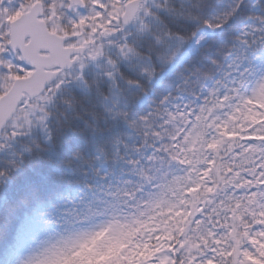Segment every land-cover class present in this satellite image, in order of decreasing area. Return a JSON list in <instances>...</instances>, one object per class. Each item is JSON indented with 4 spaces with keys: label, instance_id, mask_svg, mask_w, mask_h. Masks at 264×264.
Wrapping results in <instances>:
<instances>
[{
    "label": "snow or ice",
    "instance_id": "1",
    "mask_svg": "<svg viewBox=\"0 0 264 264\" xmlns=\"http://www.w3.org/2000/svg\"><path fill=\"white\" fill-rule=\"evenodd\" d=\"M242 4L243 0H236L226 12L201 18L191 12H176L167 3L156 5L154 0H0V111L6 114L0 121V152L30 134L32 119L20 122L18 117L21 113L31 115L40 99L48 101L49 107H41L35 119L51 140L48 128L55 98L73 82L89 88L86 71L95 64L105 68L98 76L110 81L115 90L112 97L105 95L106 100H112L105 111L140 137L134 145L115 137V162L123 160L141 180L125 179L123 185L134 186L121 189L116 185L117 191L109 195L119 194L127 198L121 204L139 209L141 202L151 207L161 189L180 186L171 196L175 204L157 207L142 223L146 235L137 237L140 243L134 247L120 244L121 260L115 262L108 248L96 264H264V70L251 85L243 78L229 85L214 77L208 85L206 74L198 95L195 90L175 96L168 91L136 115L126 103L122 106L121 98V80L128 89H136L134 95L140 98L148 93L146 85L157 78V70L141 64L143 54L136 43L129 42L135 34L133 25L143 32L149 29V18L163 24L161 13L169 12L214 32L224 27ZM256 19L261 25L253 26V34L264 33V15ZM190 35L197 46L208 38L203 32ZM104 39L117 49L115 55L105 52ZM155 39L159 44L169 42L168 54L161 56L165 64L174 63L177 49L188 43V37L170 26L156 33ZM260 42L264 48V36ZM122 65L130 70L139 66V75H129ZM41 78L43 86L33 94L30 86ZM129 148L139 155H122ZM19 157L7 160L8 167L0 169V184L6 185L13 171L20 170L23 153ZM95 171L103 180L112 175L102 168ZM79 200L83 202L84 196ZM53 209L72 225L74 236L84 237L70 252H53L54 264H80L82 252L110 236L118 224L116 212L125 210L117 208L110 215L106 208L85 214L70 191L59 195ZM109 215L89 228L98 217ZM168 226H174L171 232ZM189 232L198 233L199 238L187 249ZM16 264L34 262L29 254Z\"/></svg>",
    "mask_w": 264,
    "mask_h": 264
},
{
    "label": "trees",
    "instance_id": "2",
    "mask_svg": "<svg viewBox=\"0 0 264 264\" xmlns=\"http://www.w3.org/2000/svg\"><path fill=\"white\" fill-rule=\"evenodd\" d=\"M162 2L173 6L176 12H191L205 18L226 12L236 0H154L156 5ZM161 15L163 24L149 18V29L139 32L136 30L138 25H135L132 28L135 34L129 37V42L136 43L144 56L140 63L149 64L157 70L155 83H148L147 95L140 98L134 95L136 89H128L124 81H120L124 89L121 93L122 106L126 103L133 115L146 111L149 104H155L168 91L175 96L195 90L198 95L199 89L205 83L206 74L210 77L207 79L208 85L213 83V77L229 85L231 81L239 83L243 78L251 85L264 70V48H261L260 42L264 33L253 34V26L261 25L256 16L264 15V0H243L236 15L224 27L215 30L198 53L169 74L167 71L171 65L165 64L161 59L162 54H168L169 42L157 43L155 34L162 33V30L169 26L173 30H179L188 37V43L183 48L185 49L193 40L190 34L193 31L199 33L205 27L197 21L182 19L175 13L162 12ZM245 25L248 26L247 29L244 28ZM245 32L249 34L245 35ZM120 39L122 37L117 38ZM171 43L174 45L176 42ZM104 49L112 55L117 52V49L110 45ZM182 50L177 49V56L182 54ZM122 67L129 75H139V66L131 70L127 65ZM244 69L251 71L245 72ZM104 70L103 66L91 65L86 71L89 88L73 82L55 98L50 109L53 115L48 128L51 140L35 119L40 114V108H48L49 105L38 103L31 115L18 117L20 122L32 119L33 124L28 136L18 139L10 148L0 152V166H4L3 168L8 167L7 160L19 159V153H23L24 160L20 170L13 171L8 183L0 186V264H15L19 259L39 250L44 252L46 257L40 264H54L51 254L46 253L48 247L62 244L65 252H70L76 247V242L81 236H74L72 225L53 209L62 192L70 191L76 198L81 212L85 214H92L97 210L104 211L107 208L111 215L117 208H124L123 212H116V215L136 214L143 221L147 220L157 207L166 209L172 201L170 195L176 192L179 186L177 184L161 189L151 207L141 202L139 209L121 204L120 201L127 198L119 194L109 195L110 192L117 191L116 185L121 189L134 186L123 185L121 181L125 179L141 180L123 160L115 162V137H122L129 145L138 143L140 137L123 121L112 120L110 114L105 111L106 105H112V100H106L105 95L112 97L115 90L111 88L110 81L98 76ZM143 98H146L144 103ZM85 105L91 110L83 112ZM248 115L251 117L253 114ZM77 153L80 154L79 157L76 156ZM129 154L133 157L139 155L132 148L122 151V155ZM97 155H100L101 159H94ZM236 163L240 164L241 160L238 159ZM97 168L111 172L112 175L103 180L96 174ZM153 175L156 173L153 172ZM88 184L94 187L88 188ZM109 185L113 187L110 188ZM166 189V196L162 198L161 191ZM81 195L84 196L83 202L79 200ZM101 218L104 216L95 221ZM78 260L80 264L83 263L80 258Z\"/></svg>",
    "mask_w": 264,
    "mask_h": 264
},
{
    "label": "rangeland",
    "instance_id": "3",
    "mask_svg": "<svg viewBox=\"0 0 264 264\" xmlns=\"http://www.w3.org/2000/svg\"><path fill=\"white\" fill-rule=\"evenodd\" d=\"M248 31H250V30H248ZM207 33H209V32H207ZM205 41L206 40H204L203 43ZM103 43L107 44L108 41L104 40ZM203 43H201V44H203ZM201 44H199V45H201ZM192 45L194 47H197V44L195 43V38L192 42ZM192 52H193L192 49H187L186 51H184L182 56H180L179 58H176L175 62L171 63L169 65L180 64L181 62L184 61V59L189 57V55ZM142 102H143V100H142ZM179 190H180V186H178L176 192H178ZM166 192H167V189L164 192L161 191L162 198L166 196L165 195ZM168 195H170V194L168 193ZM170 196H172V193ZM171 200L172 201L170 202L169 206L176 203V201L174 199L171 198ZM196 204H199V201H196ZM117 217H118V224L114 226V229L111 232L110 236L105 237L104 239H102L100 241H97L94 245H91L89 248H86L82 252V254L80 256L83 259L82 264H92L91 260L93 261L94 264H96L97 257L100 255L101 252L107 250L108 248L112 249V252L110 254L112 261L115 262L117 260H121L120 253H121L122 249L120 248V244H129L131 247H134L136 244L140 243V240L137 237H145L146 234L142 230L141 225L146 220L143 221L140 217L138 218L136 214H125V215H120ZM98 225H99V223L93 225L91 228H94ZM160 226L161 225H156V227H160ZM173 227L174 226H168L167 231L171 232L173 230ZM188 235H189V241H188V244L186 245V248L190 249L192 242L196 241L199 238V234L195 233V232H189ZM54 238H55V236L53 237V239ZM83 239L80 240L79 245ZM62 242H64V240H62ZM122 264H129V262L128 261H122Z\"/></svg>",
    "mask_w": 264,
    "mask_h": 264
},
{
    "label": "water",
    "instance_id": "4",
    "mask_svg": "<svg viewBox=\"0 0 264 264\" xmlns=\"http://www.w3.org/2000/svg\"><path fill=\"white\" fill-rule=\"evenodd\" d=\"M39 84H43V78H41L40 80H37V81L33 82V84L30 86V89H31V87H32V88H35V87H36L37 85H39ZM42 86H43V85H42ZM42 86H40L39 88L35 89L34 94L38 93L39 90H40V88H41ZM5 118H6V114H5L3 111H0V121H2V120L5 119Z\"/></svg>",
    "mask_w": 264,
    "mask_h": 264
},
{
    "label": "clouds",
    "instance_id": "5",
    "mask_svg": "<svg viewBox=\"0 0 264 264\" xmlns=\"http://www.w3.org/2000/svg\"><path fill=\"white\" fill-rule=\"evenodd\" d=\"M72 101L70 100L69 103H71ZM91 108L87 105H85L82 109L83 112H87V111H90ZM4 166H0V169H3ZM195 210V209H194Z\"/></svg>",
    "mask_w": 264,
    "mask_h": 264
}]
</instances>
